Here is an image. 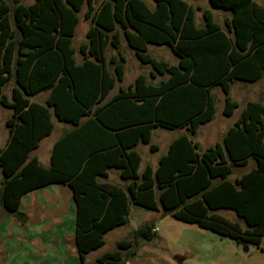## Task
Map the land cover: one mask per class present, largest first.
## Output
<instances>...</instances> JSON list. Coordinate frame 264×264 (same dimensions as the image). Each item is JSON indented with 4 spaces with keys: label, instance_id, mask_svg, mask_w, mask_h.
<instances>
[{
    "label": "trees",
    "instance_id": "1",
    "mask_svg": "<svg viewBox=\"0 0 264 264\" xmlns=\"http://www.w3.org/2000/svg\"><path fill=\"white\" fill-rule=\"evenodd\" d=\"M152 1V8L143 0L15 1L10 8L0 0V104L12 110L5 121L8 140L0 147V202L24 224L28 217L19 205L25 193L53 183L68 185L80 264L104 244L108 231L128 222L131 204L162 209L176 220L257 249L264 235V104L246 102L221 142L203 151L193 139L213 118L214 87L224 93L222 113L229 117L238 107L229 96L232 81L252 83L264 73V4L208 0L229 13L219 24L211 10L186 0ZM84 5L89 27L78 61L72 38ZM121 36L151 69L108 97L124 74ZM149 44L168 47L176 63L153 58ZM107 46L116 49L108 59ZM10 80L8 97L3 88ZM44 89L49 91L44 103L30 100ZM53 116L71 128L55 141L44 166L30 153L52 132ZM157 127L186 132L170 141L156 167L146 164L140 170L137 146L157 151L151 142ZM251 163L248 171L230 177ZM110 169L127 185L107 181ZM219 210L232 211L238 220ZM154 229L153 221L143 222L116 249L89 264H124L141 241L153 238Z\"/></svg>",
    "mask_w": 264,
    "mask_h": 264
},
{
    "label": "rangeland",
    "instance_id": "2",
    "mask_svg": "<svg viewBox=\"0 0 264 264\" xmlns=\"http://www.w3.org/2000/svg\"><path fill=\"white\" fill-rule=\"evenodd\" d=\"M10 4V8L15 5V1L23 4H30L34 0H6ZM101 0H95V5ZM149 7H153L152 0H143ZM189 4H192L195 8L200 7L202 9H209L213 14L214 21L219 24L223 23L226 12L212 8L208 0H186ZM264 4V0H255ZM86 9V5L78 13L79 22L75 27V33L72 38V46L75 48V55L79 61L80 54L78 47L81 43L86 41L85 33L89 27L88 20L83 18V13ZM10 17L11 10H10ZM195 21L197 25H201V10H195ZM120 51L125 57L124 68H126V78L122 84L131 80L134 75L138 73L148 74L151 67L148 64L140 63L134 55L131 48L127 46V43L123 36H121ZM147 52L157 60H164L170 64L176 63V58L166 46H159L154 44L148 45ZM116 55V49L111 46H107L105 56L108 59L111 56ZM112 70V67H111ZM161 77H156L153 81H158ZM123 79V78H122ZM14 85V81L10 80L3 88V93L9 97L10 89ZM212 94L215 101V112L211 121L202 124L198 127L196 134L193 136L194 141L199 143V150L203 151L205 148L214 145L216 142H221L222 136L225 131L233 125L234 121L238 117L241 109L248 101H258L264 104V73L261 78L256 82H244L234 80L230 84L229 96L231 99L237 102L238 107L235 108L231 116H225L222 113L224 105V93L220 87L216 86L212 89ZM37 100L36 97L32 99ZM9 110L0 105V119L4 116L7 117ZM54 120V118H53ZM54 122H56L54 120ZM57 124V123H56ZM5 124L0 120V143L4 138ZM4 132V133H3ZM58 132V126H55L53 136ZM186 130L182 128H162L157 127L152 130L151 142L158 146V150L149 151L147 144H139L137 149L141 155L142 165L149 163L152 166L157 164L160 155L164 154L167 150L168 144L175 137L185 133ZM52 138V137H51ZM50 139H47L41 144L35 154L44 161L47 156L46 148ZM252 163L235 170L230 176L231 178L249 170ZM115 170L111 171L109 177L110 181L120 182V179L115 176ZM220 214L229 218L230 220H238L235 214L230 210H221ZM146 221H153L155 228V234L149 241H141L139 247L135 251L134 255L129 256L124 261V264H264V239L262 241L261 249L256 248L254 245H248V251L244 252L241 245L236 243L228 237L220 236L211 231L199 228L195 225L187 224L182 221L172 218L168 214H164L162 209L157 211L144 208L138 205H130V213L128 222L113 228L104 235V244L96 250H93L85 255L84 264H89L95 261V259L107 251L116 249V243L119 240L128 239L132 231L140 224ZM243 226V224L240 222ZM66 247L71 257L76 255L75 245L73 244V238L66 240ZM74 249V250H73ZM60 257L63 261L65 258L61 253ZM32 257H35L32 254ZM29 263L40 264L44 262V257H35L33 259H26Z\"/></svg>",
    "mask_w": 264,
    "mask_h": 264
},
{
    "label": "crops",
    "instance_id": "3",
    "mask_svg": "<svg viewBox=\"0 0 264 264\" xmlns=\"http://www.w3.org/2000/svg\"><path fill=\"white\" fill-rule=\"evenodd\" d=\"M226 13V16H228L229 13ZM125 69L126 68H124L123 79L121 81H117L108 97L114 95L119 88H126L133 82L134 78L140 74L138 73L137 75H134V77L129 80L126 85H123L122 82L126 78ZM48 93V89L41 90L31 96L30 100L33 101L32 99L36 97L37 100H34V102L44 103ZM5 108L9 110L7 117L4 116L0 119L4 122V124L6 119L12 114V110L10 108ZM53 118L56 122H54ZM51 120L53 123L52 132L48 136L42 138L38 146L30 153V156H35L44 166L49 164L50 151L55 141L64 131L71 128V125L58 121L55 116H53ZM56 125L58 126V132L53 136ZM4 130L6 132L2 136L4 139L0 143V147H4L8 140V129L6 125ZM47 139H50L46 148L47 156L44 161H41L35 152ZM146 164L142 165L140 170H142ZM156 165L151 166L156 167ZM112 170L115 169H110L108 171V176L105 179L111 183L119 184L123 187L126 186L127 182H124L119 178L117 170H115L114 174L120 179V182L109 180ZM19 210L25 212L28 217L24 224H20L14 220V218L9 215L0 202V264H28L26 259H33L35 257L38 258L40 256L44 257V262L40 264H80L76 246V255L74 257L70 256L68 248L66 247V240L70 238H73V244L75 245L74 231L76 226V207L72 197V191L68 185L53 183L25 193L21 197ZM220 212L221 210H219V213ZM263 239L264 235L261 239L260 249L262 248L261 245ZM60 249H62L61 253L64 256L65 261H63L60 257ZM31 252L35 257H32Z\"/></svg>",
    "mask_w": 264,
    "mask_h": 264
},
{
    "label": "water",
    "instance_id": "4",
    "mask_svg": "<svg viewBox=\"0 0 264 264\" xmlns=\"http://www.w3.org/2000/svg\"><path fill=\"white\" fill-rule=\"evenodd\" d=\"M234 242L236 243V245H241L244 252H247L248 251V245H246L243 242H240L238 240H234Z\"/></svg>",
    "mask_w": 264,
    "mask_h": 264
},
{
    "label": "built area",
    "instance_id": "5",
    "mask_svg": "<svg viewBox=\"0 0 264 264\" xmlns=\"http://www.w3.org/2000/svg\"><path fill=\"white\" fill-rule=\"evenodd\" d=\"M154 230H156V228Z\"/></svg>",
    "mask_w": 264,
    "mask_h": 264
}]
</instances>
